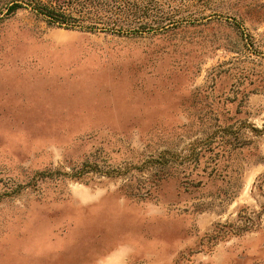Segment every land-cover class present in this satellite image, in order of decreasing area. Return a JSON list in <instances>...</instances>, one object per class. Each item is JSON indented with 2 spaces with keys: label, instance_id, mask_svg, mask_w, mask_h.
<instances>
[{
  "label": "rangeland",
  "instance_id": "rangeland-1",
  "mask_svg": "<svg viewBox=\"0 0 264 264\" xmlns=\"http://www.w3.org/2000/svg\"><path fill=\"white\" fill-rule=\"evenodd\" d=\"M9 1L0 264H264V0H161L198 21L133 36Z\"/></svg>",
  "mask_w": 264,
  "mask_h": 264
},
{
  "label": "trees",
  "instance_id": "trees-1",
  "mask_svg": "<svg viewBox=\"0 0 264 264\" xmlns=\"http://www.w3.org/2000/svg\"><path fill=\"white\" fill-rule=\"evenodd\" d=\"M177 1L180 2L179 7L184 10L185 7L205 9L215 0ZM155 2L156 4H153ZM236 5L239 11L247 6L240 0H236ZM160 6L161 0H10L5 14L10 15L19 8H29L36 16L41 17L50 25L132 36L147 32L164 33L168 29L183 23L198 21L196 14L192 12L190 16L181 17L168 22V24H156L153 22L152 16L158 13L157 10ZM235 24L240 27L238 22ZM259 131H264V128ZM86 169L84 166L81 168L72 167L71 171H64L63 173L80 178L87 173L88 170Z\"/></svg>",
  "mask_w": 264,
  "mask_h": 264
}]
</instances>
